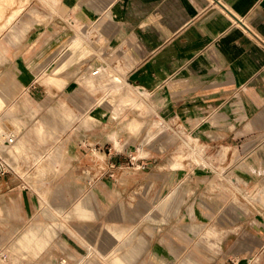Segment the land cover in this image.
Segmentation results:
<instances>
[{
	"label": "rangeland",
	"instance_id": "obj_1",
	"mask_svg": "<svg viewBox=\"0 0 264 264\" xmlns=\"http://www.w3.org/2000/svg\"><path fill=\"white\" fill-rule=\"evenodd\" d=\"M62 2L0 0V42L19 21L29 31L0 51V139L16 136L17 170L6 177L16 188L0 189V244L12 249L36 230L48 241L26 250V261L64 252L79 264L91 252L88 264H264V215L241 180L242 148L264 144V135L240 133H264V104L237 98L219 119L205 104L196 116L202 98L175 92L185 89L179 79L140 94L130 72H115L122 55L71 81L72 58L56 46L41 53V43L77 33L74 46L88 42L94 57L104 45L99 17L113 28L115 16L94 0V22L74 24ZM30 33L46 40L20 48ZM253 156L264 168V151Z\"/></svg>",
	"mask_w": 264,
	"mask_h": 264
},
{
	"label": "crops",
	"instance_id": "obj_2",
	"mask_svg": "<svg viewBox=\"0 0 264 264\" xmlns=\"http://www.w3.org/2000/svg\"><path fill=\"white\" fill-rule=\"evenodd\" d=\"M103 1L102 9L106 10L111 5L115 16L112 22L115 24L113 28L108 27L106 20L109 19L99 17L100 24L104 22L105 28L100 29L97 40L102 41L104 45L98 48L97 53L93 54L94 57L90 55L88 42L74 46L76 39L81 38L77 33L50 37L48 43H41L38 49L41 51L43 47L50 49L56 46L55 53L60 50L64 51L61 57H71L66 68L72 73L71 81L79 73H91L99 66L104 68L105 64L109 65L113 56L122 55L123 62L116 67L115 72H130V79L136 84L140 94L150 95L154 93L152 90L179 79L185 89H176L175 92L202 98L200 102L195 101L196 116L205 104L206 108L212 109V118L216 116L219 119L220 114L225 112L219 111L221 107L229 109L236 103L237 98L239 102L247 105L264 104V0H213L216 5L209 0ZM93 2L94 0H64L62 7L69 8L67 14L70 22L93 23L97 10L101 11V6L98 9ZM27 33L29 31L25 32V35ZM44 35L38 37V33L28 34L20 48L25 44L27 46L35 41L38 43L42 39L46 40ZM4 38L7 50V45L12 43L7 37ZM125 45L130 49L129 52L120 50L121 46ZM124 65L129 66L128 69L124 68ZM237 93H240V97ZM171 96L170 98H174L176 95ZM178 98L185 101L187 97ZM215 126L222 129L218 125ZM240 133L245 136L264 135L263 132L257 133L253 128L244 132L240 130ZM85 136L88 134L85 133ZM104 145L100 143V149H103ZM96 148L94 146L92 150ZM263 148V143L242 148L243 166L247 167L244 169H248V172L243 173L241 177L243 186L248 187L246 190L254 193V199L258 198L259 207L256 209L262 215L264 168L253 155L263 152ZM70 151L72 155L67 166L76 157L72 147ZM253 168L255 172L252 171ZM1 188L13 190L16 187H11L4 177L0 180ZM83 262L88 264L91 260Z\"/></svg>",
	"mask_w": 264,
	"mask_h": 264
},
{
	"label": "built area",
	"instance_id": "obj_3",
	"mask_svg": "<svg viewBox=\"0 0 264 264\" xmlns=\"http://www.w3.org/2000/svg\"><path fill=\"white\" fill-rule=\"evenodd\" d=\"M102 71V67H96L92 70V75H99ZM16 136L14 134H8L3 139H0V180L2 181L4 177H7L8 174H17V170L14 168L12 163L10 162L9 154H10V147L15 144ZM17 179V178H14ZM62 255L57 256L54 258L55 260L51 259V263L49 260H46V257L40 258L39 260L28 261L23 264H69L71 261L76 262L77 258L71 256L70 254H64L61 252ZM91 252L81 260H79V264H83V261L90 260ZM0 264H15L10 254L4 245H0ZM22 264V263H20ZM87 264V262L85 263Z\"/></svg>",
	"mask_w": 264,
	"mask_h": 264
},
{
	"label": "bare ground",
	"instance_id": "obj_4",
	"mask_svg": "<svg viewBox=\"0 0 264 264\" xmlns=\"http://www.w3.org/2000/svg\"><path fill=\"white\" fill-rule=\"evenodd\" d=\"M28 14L32 15L33 12H32V14L29 12ZM32 19L33 20H31L32 21L31 23L34 24V18L32 17ZM27 27L28 26H26V25H22V21H19L17 23V25L14 27V30H12L8 34H6L9 38V41L14 42V38H18L21 34L23 35L25 32H27L28 31ZM0 51H6L5 43L3 41L0 42ZM121 82H122V79H121ZM32 230H35V229H32ZM48 237H49V235L47 234L46 236H43L42 238H40L38 236V233L36 230H35V232H29V233L25 232V234L23 236L21 235L15 241V244L12 246V249L8 245H4V246H6L8 252L10 254V257L15 264H20V263L23 264L25 262H28L24 259L26 257V250H31V251L33 250L34 252H38L40 249H42L46 245L45 239L48 241ZM9 243H10V245L12 244L11 241H9ZM13 250L15 252L19 253L18 254L19 256H16L15 254H13L12 253Z\"/></svg>",
	"mask_w": 264,
	"mask_h": 264
}]
</instances>
